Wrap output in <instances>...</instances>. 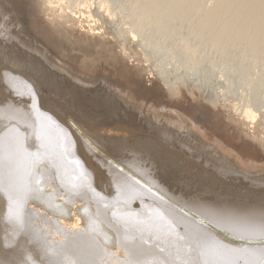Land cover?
Segmentation results:
<instances>
[{
    "label": "bare ground",
    "instance_id": "1",
    "mask_svg": "<svg viewBox=\"0 0 264 264\" xmlns=\"http://www.w3.org/2000/svg\"><path fill=\"white\" fill-rule=\"evenodd\" d=\"M92 2L0 0V61L26 72L23 76L12 73L15 92L22 94L21 99L0 90V105H4L0 107V245L13 249L0 253V264H264V243L260 242L264 223L254 215L264 208V170L243 168L173 116L165 123L146 124L145 131H160L165 140L179 145L186 158L230 178L225 189L230 196L219 189L207 199L236 203L237 216L247 221V226L233 230L221 223L220 229H226L227 235L217 231L210 240L197 243L187 233L206 229L208 218L191 209L187 198L181 200L180 192L167 190L151 171L149 174L148 169L139 166L131 148H121L124 144L145 143L146 135H139L135 141L107 139L109 148L114 147L112 143L116 148L111 153L101 143L105 135L102 127L100 131L92 130L101 134L96 139L74 126L82 133L78 140L79 134L76 139L75 132L72 136L56 116L42 107L38 77L61 76L70 83L76 81L69 84L82 101L103 97L107 119H129L132 124L137 123L138 114L152 119L136 102L103 84L105 79H95L102 81V87L88 95L91 99L79 87L80 82L90 83L81 71L114 64L112 38L108 36H115L111 21L116 14L106 1H95L99 3L96 11ZM81 7L93 9L86 13L93 20L83 21L85 8ZM187 12L191 13L190 31L195 38L212 32L213 50L229 41L237 46L246 44L250 54L264 46V0H135L131 7V15L141 24ZM101 14L105 17L99 26L92 21ZM100 29L104 30L102 35ZM127 31L128 40L134 41L135 32L130 28ZM179 47L188 61L196 57L193 38L182 39ZM262 107H255L247 98L229 110L253 121ZM17 110H21L19 114L4 119L5 114ZM173 129L178 132L174 134ZM120 134L122 131L114 135ZM34 135L35 147L29 151L39 155L38 162L31 164L18 154L17 144L31 143ZM113 165L131 180L125 183L122 177L118 179ZM193 187L197 192V186ZM207 192L200 191L202 195ZM133 196L136 198L131 199Z\"/></svg>",
    "mask_w": 264,
    "mask_h": 264
},
{
    "label": "rangeland",
    "instance_id": "2",
    "mask_svg": "<svg viewBox=\"0 0 264 264\" xmlns=\"http://www.w3.org/2000/svg\"><path fill=\"white\" fill-rule=\"evenodd\" d=\"M92 1L95 5H91V7L95 11L99 5L96 2L106 1L110 5V11L116 14L111 21V27L115 31L113 35L115 36H108V38H112L111 53L114 57V64H109L111 66L108 65L107 68L106 66L101 68L96 65L92 71H81L88 76V81L90 82L87 85H85L86 82H83V84L85 83V87L82 88L84 94L89 98L88 95L102 87L103 83L111 90L116 91V93L122 94L128 100L136 102L138 106L151 114L152 118L149 119L150 115L147 116L146 114L144 116L140 114L141 117L137 113L139 117L136 124L130 123L129 119L120 121L105 118L96 122L99 127H102L103 134L107 136L109 133L107 137L111 139L124 140L126 138V140L130 139L131 141L137 140L139 135H146L144 137L146 138L145 143L154 149V155L183 162L188 169L192 170L200 178L194 185L197 186V192L208 191L203 194L208 199L212 198L213 192L219 191V189L220 192H225L227 196H230L225 191L228 188L226 186L230 178L218 175L209 167L200 163L197 164L195 160L186 158V154L181 151L182 149H180L179 145L165 140L160 131H145L146 124L149 121L165 123L170 121L173 116L181 123L191 129L193 128L192 130L201 139L217 146L222 150V153L233 158L243 168L264 170V139L262 138L264 135L261 137V134H264L262 133L264 131L262 128L264 126V107L261 108V113L258 115L259 118L257 117L253 121H248L238 114H231L230 112V108L234 103H239L247 98H251V103L255 107L264 105V81H261L264 78L263 45L261 46L263 48L260 47L254 54L249 53L246 44L237 46L232 41H229L219 50H213L214 35L212 32L206 31L199 38H195V34L191 33L192 21L191 13L189 12L181 16L164 17L158 19L156 23L145 22L141 24L136 20L135 16L131 15L132 3L135 0ZM91 7V10L81 7V10L83 9L85 13L82 16L83 21L93 20L87 16L90 11L93 12ZM86 13L88 14L86 15ZM103 16L105 17V15ZM103 16L101 14L98 19L94 17L92 22L97 23V25L102 24L101 18ZM159 25L161 27H158ZM163 27H165V31L162 32ZM128 28L135 32L136 38L134 41L128 40ZM102 29L98 30L100 31L99 35L103 34L104 30ZM185 38H193L194 45L197 47V55L191 61H188L180 53L179 43ZM120 41L125 43L122 45ZM104 72L107 73L104 74ZM38 78L40 81L44 79V77ZM49 78L47 76L41 82L39 81L40 86L43 84L41 86L43 89L41 90L39 86L38 90L44 91L43 96L42 92L39 94L38 91L37 93L38 97L41 98L39 99L43 100L41 105L45 110H55L58 105V97L52 85L57 84L59 85L58 90L69 92L73 91L71 85H74L76 81L72 80L73 83H70V79L61 76L51 77L50 80ZM97 78L102 81L105 80L96 82ZM38 80L36 81L38 82ZM92 80L95 82H92ZM110 80L111 83L109 82ZM83 84L80 82L79 87ZM90 84L93 87H90ZM167 84H170L169 90L167 89ZM54 116H56L57 120L59 119V122L61 121L62 125V121L65 118L72 119L70 113L63 109ZM154 116L155 118H153ZM89 123L91 121L86 122V128ZM95 126V124L92 126L94 131L99 129V127L95 128ZM107 127L109 130L110 128L115 130L107 132ZM67 129H69L72 136L75 132L76 136H74L76 139L79 138L78 140H80L82 138L81 132L83 131L80 128L81 132L74 127ZM114 131H117L115 132L116 134L122 131V134L125 133L126 135L115 136V133H112ZM177 132V130L173 129L174 134ZM101 143H103L105 149L115 153L116 148H114L115 145L113 143L112 146L114 147H111V149L107 139H102ZM150 171L167 190L179 194L176 191L175 176L177 171L175 168L151 169ZM232 190L230 188L231 192Z\"/></svg>",
    "mask_w": 264,
    "mask_h": 264
},
{
    "label": "snow or ice",
    "instance_id": "3",
    "mask_svg": "<svg viewBox=\"0 0 264 264\" xmlns=\"http://www.w3.org/2000/svg\"><path fill=\"white\" fill-rule=\"evenodd\" d=\"M12 73L23 76L25 75V70L17 68H9L7 65L0 61V90H7L10 96H14L18 99H21L22 94L15 92L14 78ZM56 95L58 97V105L56 109H48L52 112L53 115H57L60 110H66L72 116V119L69 120L65 118L62 123L67 128L78 127L83 131L85 136L95 137L96 139L101 138V134L96 131H92V126L95 124L98 128L99 125L96 124L97 121H102L106 118V103L103 97L94 99L91 101H82L76 91L65 92L59 89V85H52ZM84 85H80V88H84ZM4 107V105H0ZM26 110L28 105L25 106ZM21 110H17L16 113L5 114L4 119H8L14 114H19ZM91 121L88 124V127H85L86 122ZM13 123L14 120H9ZM104 139H109L106 135ZM35 135L33 136V141L31 143L18 142L17 151L21 157L29 159L31 164L37 163V157L39 152L32 153L29 151L32 147H35ZM116 139V138H113ZM83 141H81L82 143ZM121 148L124 151H128L131 148L134 159L138 162V165L143 169H148L149 174L151 169H168L175 168L177 175L175 176L176 191L181 193L180 199L183 200L187 198L186 203L190 206L191 209H195V212L201 216L208 218L207 228L202 231H197L194 233H187L189 239L201 243L208 241L212 238V234L217 231H222V234L227 235V230H221L220 224L224 223L230 225L233 230H236L240 227H246L247 221H241L237 216L238 205L232 201L219 200V201H209L204 197L200 192L194 191V184H196L200 178H198L192 170L188 169L183 162L174 161L163 156L154 155V149L147 143L141 142L135 146H129L127 144L121 145ZM115 168V166L113 165ZM115 171L118 174V179L123 178L124 182H128L131 178L126 177L123 171L119 168H115ZM145 172L141 171V175H144ZM135 183L134 180L131 181ZM109 195L112 194L111 188L109 190ZM133 196L131 199H135ZM259 222L264 223V208H261L258 213L254 214ZM261 243H264V238L260 240ZM8 250L12 252L13 249L7 248L3 245H0V253Z\"/></svg>",
    "mask_w": 264,
    "mask_h": 264
}]
</instances>
